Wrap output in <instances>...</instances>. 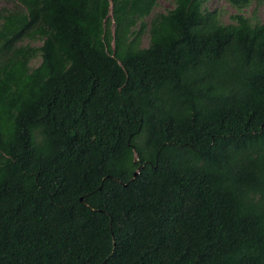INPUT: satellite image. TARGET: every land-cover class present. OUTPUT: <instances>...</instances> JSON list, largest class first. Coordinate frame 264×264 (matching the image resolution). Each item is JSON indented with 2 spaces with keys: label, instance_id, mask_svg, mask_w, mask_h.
<instances>
[{
  "label": "trees",
  "instance_id": "obj_1",
  "mask_svg": "<svg viewBox=\"0 0 264 264\" xmlns=\"http://www.w3.org/2000/svg\"><path fill=\"white\" fill-rule=\"evenodd\" d=\"M228 1L0 0V264H264V21Z\"/></svg>",
  "mask_w": 264,
  "mask_h": 264
},
{
  "label": "rangeland",
  "instance_id": "obj_2",
  "mask_svg": "<svg viewBox=\"0 0 264 264\" xmlns=\"http://www.w3.org/2000/svg\"><path fill=\"white\" fill-rule=\"evenodd\" d=\"M260 1V3H259ZM173 6V0H159L158 6L155 8V12H165L168 9L172 8ZM205 6L210 10L217 9L219 12H221L223 21L230 22L231 16L237 13L236 7L231 5L228 0H206ZM243 13L247 16L254 15L256 19L260 22L264 21V0H255V2L245 8L243 10ZM110 16L113 18L112 13H110ZM149 21V18L147 19ZM148 35L143 36V46H147L148 43ZM40 62V59H36L32 64H38Z\"/></svg>",
  "mask_w": 264,
  "mask_h": 264
},
{
  "label": "clouds",
  "instance_id": "obj_3",
  "mask_svg": "<svg viewBox=\"0 0 264 264\" xmlns=\"http://www.w3.org/2000/svg\"><path fill=\"white\" fill-rule=\"evenodd\" d=\"M138 171L135 172V176L137 175Z\"/></svg>",
  "mask_w": 264,
  "mask_h": 264
}]
</instances>
